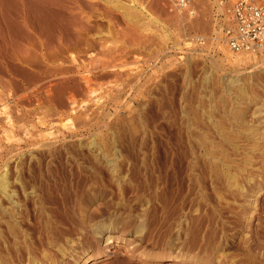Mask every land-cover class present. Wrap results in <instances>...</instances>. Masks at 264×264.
I'll return each instance as SVG.
<instances>
[{
  "label": "rangeland",
  "instance_id": "374dc122",
  "mask_svg": "<svg viewBox=\"0 0 264 264\" xmlns=\"http://www.w3.org/2000/svg\"><path fill=\"white\" fill-rule=\"evenodd\" d=\"M57 2L0 35V264H264V55L221 0Z\"/></svg>",
  "mask_w": 264,
  "mask_h": 264
},
{
  "label": "built area",
  "instance_id": "2783aa9c",
  "mask_svg": "<svg viewBox=\"0 0 264 264\" xmlns=\"http://www.w3.org/2000/svg\"><path fill=\"white\" fill-rule=\"evenodd\" d=\"M186 8L188 0H172ZM224 43L236 54L264 55V0H221Z\"/></svg>",
  "mask_w": 264,
  "mask_h": 264
},
{
  "label": "bare ground",
  "instance_id": "6f19581e",
  "mask_svg": "<svg viewBox=\"0 0 264 264\" xmlns=\"http://www.w3.org/2000/svg\"><path fill=\"white\" fill-rule=\"evenodd\" d=\"M57 1L55 0H0V35L5 36V34L11 33V32H15V33L20 32L23 35H27L34 31L35 32H44V31L47 32L48 31L50 33L51 32L54 33L60 29L64 30L63 28H61V26L65 24H64V21L61 20L63 17H61L62 14L60 12L63 10H60V9H64L65 6L63 7L61 2H57ZM56 8H60L58 9L60 11H57ZM60 20L63 22V24L61 23L62 25L59 24ZM66 20H68V18H66L65 16V23L69 24V22H66ZM65 27H67V25H65ZM20 48L21 47L19 45L18 50H20V52L25 50V49H22V48L20 49ZM105 242L107 243V239ZM108 253L110 252L109 250L106 249L100 257L94 259L90 263L93 264L95 261H98L104 258L105 256L108 255Z\"/></svg>",
  "mask_w": 264,
  "mask_h": 264
}]
</instances>
